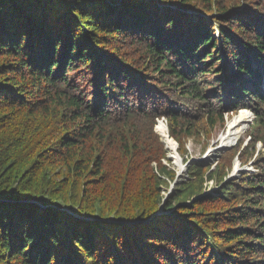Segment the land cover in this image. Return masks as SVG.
Returning a JSON list of instances; mask_svg holds the SVG:
<instances>
[{
  "label": "trees",
  "instance_id": "16d2710c",
  "mask_svg": "<svg viewBox=\"0 0 264 264\" xmlns=\"http://www.w3.org/2000/svg\"><path fill=\"white\" fill-rule=\"evenodd\" d=\"M0 264H264V0H0Z\"/></svg>",
  "mask_w": 264,
  "mask_h": 264
},
{
  "label": "rangeland",
  "instance_id": "374dc122",
  "mask_svg": "<svg viewBox=\"0 0 264 264\" xmlns=\"http://www.w3.org/2000/svg\"><path fill=\"white\" fill-rule=\"evenodd\" d=\"M241 111H247V110H239L237 112V114L240 113ZM237 114H232V113L225 114V121H224L223 125L219 126L217 129H215L212 133V136L209 139H207V138L205 139L203 136H201V137H199V136L190 137V139L186 142V149H188V150L183 154L182 157L179 156L177 153L176 158L178 159V157H179L178 160H179V165L181 167L180 171H178L179 167H178V165H176V162H175L176 158L175 157L173 158L170 155L172 149H173V151L174 150L177 151L176 142L173 141V148L171 149L170 147H168V144H167L166 139L164 138V135H160L161 133H159V131L157 130L158 126H161L163 124L166 125V122L164 120L160 119V121L154 127V130L156 133H158L160 136H162L161 139L164 143V146L166 145V147L169 149V157L172 158L170 165L166 164L167 162L165 159L163 160V163H165L166 165H169L170 168L174 171V177L171 181L164 177L167 181V185L163 186V190H164V191H162L163 197L166 195V193L170 194L173 191L175 185L180 183L181 180H185L186 178H188L187 167H188V165L191 164V162L207 165V163H213L216 160H218L219 157L222 155V153L225 152L226 150L235 148L237 146L238 141L242 140V146L246 145V143L249 141L248 134H250V132H252L249 129L250 126L252 125V123H253L252 121L254 119V115H252V114H251L252 119L245 124L244 133L242 132L241 135L238 136L236 141H234L231 145H228L226 147H222L221 149L217 148V146L219 145V138L222 136V133L227 132L228 122L236 119ZM166 131H167V127H166ZM167 136L169 137V134H167ZM170 139L172 140V138H170ZM249 146H251V142L249 143ZM259 146H260L259 143H257L255 145V147H257V149L260 148ZM247 148L244 149L243 152L241 151L242 152L241 156L243 154L249 153ZM241 150H242V147H241ZM244 151H245V153H244ZM249 151H252V149H249ZM256 154H257V152L255 153V155ZM255 155H254V157H255ZM183 159L185 161H183ZM253 160H254V158L252 156L247 159V163L246 162L240 163L239 160H234L233 161V163H234L233 170H232V172L229 173L227 178H229L232 173H234L233 177H236L238 175L239 171L251 172L253 170L252 165H251L252 164L251 162ZM230 178H232V177H230ZM215 189H216V185H215L213 180H208L205 183V193L212 191V190H215ZM164 198H163V201H164Z\"/></svg>",
  "mask_w": 264,
  "mask_h": 264
},
{
  "label": "bare ground",
  "instance_id": "6f19581e",
  "mask_svg": "<svg viewBox=\"0 0 264 264\" xmlns=\"http://www.w3.org/2000/svg\"><path fill=\"white\" fill-rule=\"evenodd\" d=\"M252 119V116L249 115L246 111H241L240 113L237 114L236 119L228 122L227 125V132H223L222 136L219 138V145L217 146V148H222V147H226L228 145H231L234 141H236V139L238 138L239 135H241V133H244V128H245V124L247 122H249ZM157 130L159 131V133H161V135H164V138L167 141L168 147H170L171 149L173 148V140H171L168 136H167V131H166V125H161L158 126ZM171 157H177V151L172 149L171 153H170ZM176 165H178V171H180L181 167L179 165V160L176 158L175 160ZM164 191V190H163Z\"/></svg>",
  "mask_w": 264,
  "mask_h": 264
},
{
  "label": "water",
  "instance_id": "95a60500",
  "mask_svg": "<svg viewBox=\"0 0 264 264\" xmlns=\"http://www.w3.org/2000/svg\"><path fill=\"white\" fill-rule=\"evenodd\" d=\"M168 157H169V155H168ZM233 175H234V173H232L230 177H233ZM230 177H229V178H230ZM168 194H169V193H166V195L164 196V197H165L164 200L167 198L166 196H167Z\"/></svg>",
  "mask_w": 264,
  "mask_h": 264
}]
</instances>
